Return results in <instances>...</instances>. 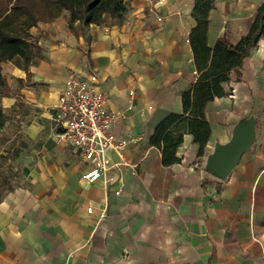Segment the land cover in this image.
<instances>
[{
	"label": "crops",
	"instance_id": "0c3cea01",
	"mask_svg": "<svg viewBox=\"0 0 264 264\" xmlns=\"http://www.w3.org/2000/svg\"><path fill=\"white\" fill-rule=\"evenodd\" d=\"M213 1L210 48L224 36L238 43L264 2ZM128 3L122 24L107 15L71 31L64 14L39 23L31 44L43 52L28 72L21 56L1 64L11 96L0 107L23 139V184L0 201V264H264V36L230 73L226 95L207 106L205 153L186 133L180 162L165 166L150 139L162 119L183 113V94L199 77L189 41L195 1ZM71 75L98 77L123 115L112 129L128 141L126 166L111 171V184L84 179L87 162L56 137V105ZM247 119L257 120L251 150L228 178L212 175L208 156ZM109 158L121 162L115 151Z\"/></svg>",
	"mask_w": 264,
	"mask_h": 264
},
{
	"label": "trees",
	"instance_id": "16d2710c",
	"mask_svg": "<svg viewBox=\"0 0 264 264\" xmlns=\"http://www.w3.org/2000/svg\"><path fill=\"white\" fill-rule=\"evenodd\" d=\"M130 0H0V100L11 96L8 81L2 74L3 63L21 56L25 71L32 61L40 57L43 49L34 48L30 30L39 23H48L65 16L68 27L75 31L79 22L82 28L93 24L101 25L109 15L122 24ZM192 16L196 25L190 34L197 82L190 91L183 94V113H171L156 126L150 139L152 146L162 150V164L170 166L180 162L177 150L183 144L185 134L194 136L199 146V156L212 135L206 108L215 98L226 95L224 85L230 81L231 72L238 71L245 58L254 50L264 36V2L256 10L255 18L247 35L236 44L227 37L219 38L212 48L207 45L210 25V11L215 7L213 0H194ZM5 116L0 107V128L5 127ZM5 178H0V201L8 187ZM6 188V190H5ZM5 191V193H4Z\"/></svg>",
	"mask_w": 264,
	"mask_h": 264
},
{
	"label": "built area",
	"instance_id": "2783aa9c",
	"mask_svg": "<svg viewBox=\"0 0 264 264\" xmlns=\"http://www.w3.org/2000/svg\"><path fill=\"white\" fill-rule=\"evenodd\" d=\"M165 1L159 0V3L164 4ZM97 82L95 75L68 77L56 105L55 120L62 128L56 137L59 143L71 145L87 162L89 168L82 176L84 179L111 184L116 178L111 171L126 166L122 151L128 141L114 134L113 125L123 115L112 110L110 96L97 88ZM133 108L130 105L129 109ZM111 151L119 154L120 163L110 161ZM115 194L119 195L120 189ZM88 210L92 212L91 208Z\"/></svg>",
	"mask_w": 264,
	"mask_h": 264
},
{
	"label": "water",
	"instance_id": "95a60500",
	"mask_svg": "<svg viewBox=\"0 0 264 264\" xmlns=\"http://www.w3.org/2000/svg\"><path fill=\"white\" fill-rule=\"evenodd\" d=\"M256 124V119H247L238 125L227 144L215 146L214 153L207 158L205 169L221 179L228 178L242 155L251 150Z\"/></svg>",
	"mask_w": 264,
	"mask_h": 264
},
{
	"label": "rangeland",
	"instance_id": "374dc122",
	"mask_svg": "<svg viewBox=\"0 0 264 264\" xmlns=\"http://www.w3.org/2000/svg\"><path fill=\"white\" fill-rule=\"evenodd\" d=\"M5 116L7 117L6 125L4 128H0V177L7 180L8 187H16L23 184L21 168L18 166L22 157L17 149L23 139L17 133L19 127L14 122V120L16 121L14 115L9 112Z\"/></svg>",
	"mask_w": 264,
	"mask_h": 264
}]
</instances>
